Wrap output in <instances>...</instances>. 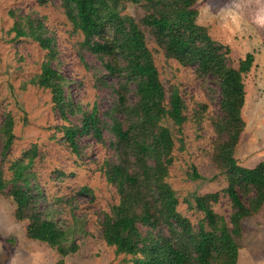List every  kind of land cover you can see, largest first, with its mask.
<instances>
[{
  "label": "rangeland",
  "instance_id": "374dc122",
  "mask_svg": "<svg viewBox=\"0 0 264 264\" xmlns=\"http://www.w3.org/2000/svg\"><path fill=\"white\" fill-rule=\"evenodd\" d=\"M196 7L197 22L216 42L229 47V65L238 68L248 52L254 53L251 69L243 74L245 126L234 151L240 164L254 167L264 160V0H198ZM146 10L140 2H127L123 12L141 22ZM31 23L41 24L42 34L52 38L49 48L18 33L19 27L30 30ZM142 28L168 99L177 88L186 104V120L181 126L170 118L163 120L175 139L167 181L176 191L177 208L198 226L204 213L196 197L219 192L213 208L229 219L233 206L225 190L228 178L214 160L222 138L215 122L225 114L218 77L202 74L196 64L167 56L148 28L143 24ZM84 37L68 18L62 0H0V125L11 113L15 133L5 154L0 134V170L11 178L13 161L36 147L31 181L35 192L41 191L38 206L61 225H83L84 230L76 234L79 248L64 256L56 246L28 236V220L17 218L14 198L8 189L1 191L0 264H137L136 255L118 252L103 237L104 214L120 201L117 186L106 175L107 164L118 160L114 136L106 123L119 80L84 46ZM49 59L66 78L71 99L82 108L70 120L61 117L51 89L34 82ZM128 85V96L135 100L136 83ZM94 105L105 121L104 138L83 134L78 138L79 151H75L63 125L79 124L83 111ZM195 169L198 178L193 177ZM75 217L80 219L77 223ZM238 240L237 264H264V205L243 219Z\"/></svg>",
  "mask_w": 264,
  "mask_h": 264
},
{
  "label": "trees",
  "instance_id": "16d2710c",
  "mask_svg": "<svg viewBox=\"0 0 264 264\" xmlns=\"http://www.w3.org/2000/svg\"><path fill=\"white\" fill-rule=\"evenodd\" d=\"M197 1L62 0L68 18L84 33V46L101 58L108 73L119 80L114 86L117 98L107 111L110 121L106 123L114 136L118 160L107 164L106 175L117 186L120 201L104 214L103 237L118 252L136 255L137 264H237L242 221L264 205V160L249 167L234 156L245 126L243 74L251 69L255 56L248 52L238 68L229 65V47L216 42L197 22ZM127 2H140L147 9L141 22L123 12ZM142 24L167 56L184 64H196L202 74L218 77L225 114L215 122L222 138L214 160L228 178L225 190L233 206L229 219L213 208L219 192L196 197L197 206L204 213L198 226L177 208L176 191L167 181L175 139L163 120L170 118L181 126L186 120V104L177 88L168 99ZM41 28V24L36 27L31 23L30 30L19 27L18 33L30 35L49 48L52 38L45 37ZM34 82L51 89L64 120L82 111L67 93L66 78L52 60L43 64ZM129 82L136 83L135 100L128 96ZM104 125L94 105L90 111H83L79 124L63 128L66 139L79 151L78 138L91 134L103 140ZM0 134L5 154L15 138L11 113L0 125ZM36 154L37 148L32 147L13 161L11 178L0 170V192L8 189L14 198L17 218L28 220L29 237L56 246L65 256L79 248L76 234L84 231L83 225H61L38 206L41 191L35 192L36 185L31 181ZM193 177H200L196 169ZM78 220L75 217L76 223Z\"/></svg>",
  "mask_w": 264,
  "mask_h": 264
}]
</instances>
